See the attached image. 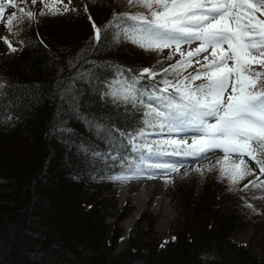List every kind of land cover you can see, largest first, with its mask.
Returning a JSON list of instances; mask_svg holds the SVG:
<instances>
[{"label":"trees","instance_id":"16d2710c","mask_svg":"<svg viewBox=\"0 0 264 264\" xmlns=\"http://www.w3.org/2000/svg\"><path fill=\"white\" fill-rule=\"evenodd\" d=\"M74 9L57 15L34 12V21L18 26L23 43L16 60L0 58V264H264V254L233 237L235 229L252 224L264 243V186L244 189L252 181L249 176L231 185L227 167L221 177L206 163L191 166L190 175L182 167L171 175L183 209L165 249L148 236L130 240L125 251L113 254L123 213L115 224H106L100 210L106 199L97 183L156 168L140 159L146 151L128 144L127 135L101 133L93 122L126 134L141 128L161 132L150 126L154 121L145 115V104H113L104 93L123 88L118 69L156 66L159 80L161 70L178 59L145 51L122 37L90 43L93 21L103 26L114 12L147 14V9L129 8L126 0H85L83 9ZM255 16L264 20V9ZM189 70L181 65L179 79ZM255 82L264 90V77ZM153 147L172 151L176 146L160 138Z\"/></svg>","mask_w":264,"mask_h":264},{"label":"snow or ice","instance_id":"6c2138e0","mask_svg":"<svg viewBox=\"0 0 264 264\" xmlns=\"http://www.w3.org/2000/svg\"><path fill=\"white\" fill-rule=\"evenodd\" d=\"M36 2L37 0H32L33 5ZM126 4L129 8L147 9V14L139 10L134 13L114 12L112 19L103 26H97L93 21L91 44L99 45L111 36L114 41H119L122 37L143 50L152 52H162L164 48L178 52L181 44L194 41L200 42L199 48L195 49L196 54L212 49V59L205 56L206 63L197 61L199 67L182 80L179 79L181 65L190 62L192 52L187 57L181 53V60L163 68V78L159 80L156 79L160 75L156 66L126 68L122 71L118 69L123 78V88L110 89L104 93L112 97L113 104L133 107L137 103L145 104L149 109L145 115L154 121L151 127L158 128L161 132L166 129L169 136L191 134L193 137L191 145L184 139L164 141L165 145L176 146L171 152H152L149 145H137L138 148H147L150 153L148 157L142 156L140 159L183 156L199 161L208 158L209 154H215L216 150H222L225 160L229 155H237L241 157V164L244 163L242 157L247 155L258 166L260 175L264 176V159L253 155L252 148V144H255L264 153V90H260L253 80V77H264V71L251 68L253 62L264 65V20H258L254 14L264 9V0H257V3H253V0H126ZM44 7L48 9V13L42 10L39 13L41 16L75 11L67 4L63 5L61 11L55 6V2L51 6L45 3ZM6 9L12 11L5 17ZM242 9L247 11H241ZM85 12L87 13V7ZM35 18L36 13L25 11L18 6L16 0H0V22L6 19L5 30L11 36H19L18 26L25 21L31 23ZM89 19L91 21V16ZM14 26L16 31H13ZM0 41L8 46L9 51H17L8 36H0ZM225 44L227 49L222 47ZM252 52L257 53L260 59L253 56ZM167 59H171V55ZM229 61H234V65L230 67ZM169 75L177 78L175 83L168 79ZM196 79H201L202 82L193 85L192 81ZM169 86L174 91L169 92ZM229 87L231 92L225 98ZM93 126L101 133L115 132L121 138L127 135V143L130 145L135 143L137 137L144 138L147 135L142 128L137 129L135 134H126L100 121H94ZM81 151L100 155L86 146H81ZM178 165L179 162H156L148 167L176 171ZM220 175H226L223 168ZM249 175L252 173L239 171L236 166V170L228 174L229 182L236 185ZM258 181L259 177L249 181L244 189L249 185L264 186V181Z\"/></svg>","mask_w":264,"mask_h":264},{"label":"rangeland","instance_id":"374dc122","mask_svg":"<svg viewBox=\"0 0 264 264\" xmlns=\"http://www.w3.org/2000/svg\"><path fill=\"white\" fill-rule=\"evenodd\" d=\"M85 0H71V3H68V0H37L36 4H32V0H16V3L19 7L25 9V11L32 12H41L42 10L48 13V9L44 7L45 3L51 6L55 2V6L60 8L63 11V5L67 4L68 7L83 9ZM253 3H257V0H253ZM263 10V9H262ZM12 11V9H6L5 17ZM241 11H247V9H242ZM259 12V11H258ZM68 12H64L66 14ZM254 14H257L255 12ZM6 19L0 22V36H8L10 40L13 41V46L17 48V51L21 48L20 36L13 37L6 30ZM200 42L194 41L191 43H184L180 45V51L175 52L173 49L164 48V53L171 55L173 58H177L178 61L181 60V53H184V56L187 57V50L195 51L199 48ZM223 48L227 49V45H222ZM17 51L11 52L8 49V46L0 41V58L14 61L17 58ZM212 49L208 48L207 51H201L199 54L195 52L190 58V62L183 64L190 66L189 73H194L195 70L199 67L197 61L201 64L206 63L203 56H208L209 59H212L211 56ZM253 56H257V59L260 57L257 53L252 52ZM234 61H229V66H233ZM251 68L256 71H264V65L253 62ZM188 73V74H189ZM246 75H248L246 73ZM258 78L253 77V80L256 81ZM200 80L201 79H196ZM202 82V81H201ZM231 92V87H229L228 92L225 93V98ZM147 135L144 138H139L135 140L133 144L136 149H142L146 151L145 157L150 155L147 148H138L137 145H149L152 149V152H171L167 148H156L153 147V144L157 139L162 138L163 141L166 140H177L184 139L188 145L192 143V135L181 134L179 136L173 134L169 136L168 133H158L156 131H145ZM255 148L257 146L252 144ZM244 161H249L252 164L250 157L244 155ZM241 157L237 155H229L227 160H225V155L222 150H216L215 154H209L208 158L202 159L199 161H194L192 157H183V156H158L151 160L146 159L149 162H179L178 167H182L184 174H191L190 167L195 166V164L206 163L207 166L215 168L217 170L224 169L227 167L228 172L231 173L236 170H244L251 172L252 175H249L250 180H256L257 177H260L259 168L253 166L250 168H245L243 164L240 163ZM219 162V163H218ZM255 164V163H254ZM178 170V169H177ZM175 171H164L161 169H153L151 172H145L146 178H126V177H109L104 180L103 183H97V187L101 188L102 197L106 199L101 206V212L106 216L105 222L107 225H113L116 223V220L119 218V215L123 213V217L118 221L116 226L120 230L119 238L116 241V247L114 248L113 254L118 255L121 252L125 251L129 247L130 240L142 238L143 240H148V236L159 241V247L161 250L165 249L170 241V233L172 229L176 226L178 215L182 214V200L181 195H179V190L177 186L173 185V180L171 179L172 173ZM148 176H153L155 179L149 181ZM138 180V181H137ZM137 182H144L145 185L136 184ZM147 182V183H146ZM146 187H149V193H145ZM95 187L88 189V192H93ZM144 190V191H142ZM124 192V193H123ZM148 194V195H147ZM147 195V196H146ZM142 196L145 199L144 203L137 204L136 198ZM135 221H134V217ZM133 220L135 223L131 228H128V222ZM142 218V220H141ZM254 225H246L240 228L235 229L233 237L241 243H250L252 250L257 255L264 254V243L261 241V236H256ZM163 245V246H162Z\"/></svg>","mask_w":264,"mask_h":264},{"label":"bare ground","instance_id":"6f19581e","mask_svg":"<svg viewBox=\"0 0 264 264\" xmlns=\"http://www.w3.org/2000/svg\"><path fill=\"white\" fill-rule=\"evenodd\" d=\"M189 52H192V53H194L195 51H191V50H187V53H189ZM203 57H205V56H203ZM139 185H145V183H143V182H140L139 183ZM149 187H146V191H145V193H149ZM124 193V192H123ZM148 195V194H147ZM146 195V196H147ZM145 199L146 198H144V197H142V196H138L137 198H136V202H137V204H140V203H144V201H145ZM134 217V216H133ZM135 218L136 217H134V221H135ZM130 219V218H129ZM131 220V219H130ZM133 220H131V221H129L127 224H128V228H131L132 226H133V224L135 223Z\"/></svg>","mask_w":264,"mask_h":264}]
</instances>
